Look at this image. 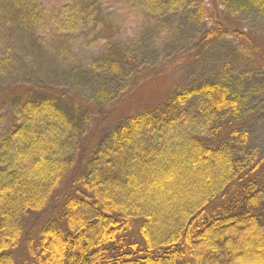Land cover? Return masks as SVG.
I'll list each match as a JSON object with an SVG mask.
<instances>
[{
    "label": "trees",
    "instance_id": "trees-1",
    "mask_svg": "<svg viewBox=\"0 0 264 264\" xmlns=\"http://www.w3.org/2000/svg\"><path fill=\"white\" fill-rule=\"evenodd\" d=\"M187 1L89 0L78 8L67 0H0V27L6 10L19 6L29 14L11 24H33L34 41L53 56L57 45L70 51L62 44L69 34L97 27L102 7L128 19L183 12ZM220 1L232 16L264 13V0ZM211 31L200 38L204 47ZM2 41L0 63L11 64L14 52ZM120 55L134 74L137 63ZM34 89L44 97L14 106L19 124L0 139V264H264V226L253 213L262 201L252 177L259 165H251L252 134L241 126L250 111L246 88L224 75L176 92L130 116L100 161L79 172L77 130L63 111L86 123L90 103L72 95L67 110L59 104L64 88ZM49 210L27 236L30 220Z\"/></svg>",
    "mask_w": 264,
    "mask_h": 264
},
{
    "label": "rangeland",
    "instance_id": "rangeland-1",
    "mask_svg": "<svg viewBox=\"0 0 264 264\" xmlns=\"http://www.w3.org/2000/svg\"><path fill=\"white\" fill-rule=\"evenodd\" d=\"M42 1L62 4L60 0ZM86 1L67 0L78 8ZM184 7L179 13L136 12L126 19L123 12L107 5L99 11L97 27L89 23L83 31L69 34L62 44L70 51H59L64 48L57 45L58 52L53 56L34 41L33 24H11L15 14L28 16L29 12L19 6L7 9L0 38L3 47L12 48L14 59L11 64L0 63V139L19 124L14 106L28 97L35 101L44 97L34 89L38 83L62 87L67 98L59 103L63 108L71 107L72 95L82 105L84 100L90 103L84 106L90 111H82L87 113L86 123L72 111H63L65 120L77 130L78 145L72 152L74 171H89L112 145L113 132L130 116L162 107L186 87L226 75L233 85L249 92L250 111H246L241 126L252 134L251 165H259L252 177L262 197L253 213L264 226V13H257L255 7L251 13L232 16L220 0H188ZM207 30L218 38L215 36L204 47L200 38ZM237 31L246 36L237 35ZM121 53L137 63L134 74L127 75L129 66ZM11 88L13 95L6 91ZM52 214L49 210L33 217L27 225V236Z\"/></svg>",
    "mask_w": 264,
    "mask_h": 264
}]
</instances>
